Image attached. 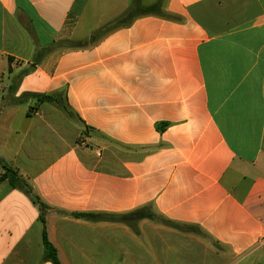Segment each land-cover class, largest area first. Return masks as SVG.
I'll return each mask as SVG.
<instances>
[{
  "label": "crops",
  "instance_id": "1",
  "mask_svg": "<svg viewBox=\"0 0 264 264\" xmlns=\"http://www.w3.org/2000/svg\"><path fill=\"white\" fill-rule=\"evenodd\" d=\"M0 165V264H264V0H0Z\"/></svg>",
  "mask_w": 264,
  "mask_h": 264
},
{
  "label": "trees",
  "instance_id": "2",
  "mask_svg": "<svg viewBox=\"0 0 264 264\" xmlns=\"http://www.w3.org/2000/svg\"><path fill=\"white\" fill-rule=\"evenodd\" d=\"M116 26H121L120 24ZM37 100L39 102H52L53 96L52 95H38L36 96ZM0 169L3 170V174L0 177V181L6 180L9 184V186L18 188L30 198V200L38 204L40 209L42 211L47 209V206L40 203L39 199L32 193L31 189L28 187V185L18 176L17 172L14 170L4 166L0 165ZM81 217L82 215H75ZM42 245H43V262H50L51 264H61L57 257L56 249L48 242L46 237V232L42 231Z\"/></svg>",
  "mask_w": 264,
  "mask_h": 264
},
{
  "label": "built area",
  "instance_id": "3",
  "mask_svg": "<svg viewBox=\"0 0 264 264\" xmlns=\"http://www.w3.org/2000/svg\"><path fill=\"white\" fill-rule=\"evenodd\" d=\"M77 145L79 147H87V141H86L85 135L79 137V139L77 141Z\"/></svg>",
  "mask_w": 264,
  "mask_h": 264
}]
</instances>
